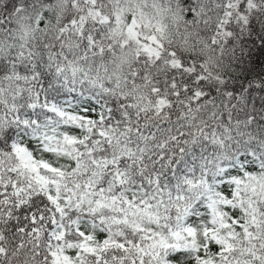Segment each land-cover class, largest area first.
Instances as JSON below:
<instances>
[{
  "label": "snow or ice",
  "instance_id": "obj_1",
  "mask_svg": "<svg viewBox=\"0 0 264 264\" xmlns=\"http://www.w3.org/2000/svg\"><path fill=\"white\" fill-rule=\"evenodd\" d=\"M0 264H264V0H0Z\"/></svg>",
  "mask_w": 264,
  "mask_h": 264
}]
</instances>
